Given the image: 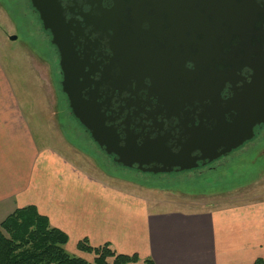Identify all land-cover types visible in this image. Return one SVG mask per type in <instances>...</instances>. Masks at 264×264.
<instances>
[{"label":"crops","instance_id":"0c3cea01","mask_svg":"<svg viewBox=\"0 0 264 264\" xmlns=\"http://www.w3.org/2000/svg\"><path fill=\"white\" fill-rule=\"evenodd\" d=\"M4 73L0 61V224L15 210L35 206L68 235L67 250L88 261L92 257L77 249L84 239L155 264L264 260V184L250 196L210 204L104 180L63 147L36 145Z\"/></svg>","mask_w":264,"mask_h":264},{"label":"flooded vegetation","instance_id":"af4514ba","mask_svg":"<svg viewBox=\"0 0 264 264\" xmlns=\"http://www.w3.org/2000/svg\"><path fill=\"white\" fill-rule=\"evenodd\" d=\"M24 1L30 9L31 16L40 24L39 32H36L42 37L41 44H38L40 49L43 48L42 53L49 57L54 55L57 57L61 76V92L67 102V110L74 120L68 98L62 90L64 74L61 68L60 53L52 44L51 32L43 28L38 12L32 7V1ZM51 1L60 6L65 23H73L75 31L71 33L73 38L77 40L74 43L77 57L82 60H85L86 56L90 57L89 66L91 69L87 68L85 71L89 73V87L84 92L87 94L85 99H89L91 96L102 106L107 120L106 126L116 129L122 146L125 145L127 138L131 136L137 140L140 146L144 143L160 140L162 143L165 142L166 147L170 148L174 154H179L182 151L187 153L192 148L191 138L193 133L197 134L199 133L197 130H208V128L212 131L213 127L217 126V117H214L216 114L210 110L230 107L231 105L228 102L235 96L234 89L242 90L245 85L253 81L258 59L263 60L264 57V46L262 48L257 47V43L264 41V16H262L261 20L255 23L252 38L254 52L251 61L244 64L241 70L236 73L237 77L234 84L227 83L225 85L216 104L210 90L204 84L210 81L211 84L215 85L218 81V73L222 72L224 74L225 71L232 68L226 66L225 62H221L217 58L212 61V64L209 63L206 67L201 68L199 59H201L204 50L200 44L201 40L195 39V36L206 32L203 29L193 28V21L190 18L194 16V7L186 5L183 8V15H179L182 11L178 13L177 9L170 10L169 4L171 2L175 3V0H135V10H139L138 26L133 28L131 14L120 23V26L126 28V25L131 23L130 27L122 33L124 35L126 33L132 34L131 36L136 41V49L146 56L158 57L157 60L164 59L166 61L164 65L171 68L173 83L165 89L174 108L171 105L165 107L161 102V95L154 87L157 79L164 74L162 69L157 66L161 63L151 62V59L142 55L144 63L141 64L149 68H153V66L155 68L154 71H148L137 77V68H133L136 71H131V68L125 69V67L130 66L129 63H126L124 67L120 65L119 58L127 55L125 53L118 55L117 50L114 49L115 33L112 30L107 32L103 30L96 31L95 27L89 26L85 19V16L90 13L97 16L96 11H110L115 6V0ZM255 1L258 4L257 6L263 10L264 0ZM5 2L11 4L12 1L5 0ZM200 25L201 27L204 26L205 22ZM80 32H83L84 36L78 38ZM220 43L226 53L230 52L231 47H237L238 44L237 40H233L230 44L225 39H221ZM168 51L171 53L168 54ZM169 58L170 60H168ZM40 59L44 60V57H40ZM199 71L203 73L200 75ZM106 73L110 77L105 75ZM84 80V78L80 79V81ZM232 109L230 112L234 114V108ZM219 121L221 123V120ZM75 122L79 128L82 127L86 131L78 120ZM226 122H231L230 115L226 116ZM254 132V138L238 150L255 144L256 140L264 142V123L256 126ZM92 144L114 166L155 180H169L173 175L199 177L207 171L216 170L217 164L225 158L222 157L210 163V151L195 150L192 156L198 159L197 168L188 171L175 169L170 174H153L139 171L137 166L131 169L125 168L117 163L118 156L106 154L93 140Z\"/></svg>","mask_w":264,"mask_h":264},{"label":"water","instance_id":"95a60500","mask_svg":"<svg viewBox=\"0 0 264 264\" xmlns=\"http://www.w3.org/2000/svg\"><path fill=\"white\" fill-rule=\"evenodd\" d=\"M31 1L32 7L40 16L43 28L51 32L52 44L60 53L61 68L64 74L62 90L68 98L69 107L74 118L86 129L91 139L100 149H103L108 155L118 156L117 163L123 167L131 169L137 166L139 171L153 174H170L175 169H179L178 171L192 170L198 167V159L192 156L195 150L210 151L209 161L210 163L214 162L251 141L255 136L254 128L264 123L263 57V60L258 59L253 81L245 85L242 90L234 89L235 96L228 102L231 106L210 110L216 114L214 117H217V126L213 127L212 131L208 128V130H197L199 132L197 134L193 133L191 138L192 148L187 153L182 151L179 154H174L170 148L166 147V143H162L160 140L144 143L140 146L137 140L131 136L127 138L125 145L122 146L116 129L106 126L107 120L102 106L91 96L89 99H85L87 94L84 92L89 87V73L85 71L90 68V57L86 56L85 60L77 57L74 46L77 40L73 38L71 33L75 31L73 23H65L63 11L56 2L51 0ZM175 1V3L171 2L169 4L170 10L177 9L178 13L182 11L179 15H183V8L186 5L194 7V16L190 18L193 21V28L203 29L206 32L195 36V39L201 40L200 44L204 50L201 59H199L201 68L206 67L209 63L212 64V61L216 58L232 68L225 71L224 74L219 72L218 81L215 85L211 84L210 81L204 84L210 90L217 104L225 85L227 83L234 84L237 77L236 73L252 59L254 52L252 38L255 23L264 16V9H260L255 0ZM135 4V0H115V6L110 11H96L97 16L90 13L85 16V19L89 26L95 27L96 31L103 30L107 32L112 30L115 33L114 49L117 50L118 55L120 53L127 55L119 58L120 65L124 67L126 63H129L130 66L125 67V69L131 68V71H136L133 68H137V77L148 71H154L155 68L154 66L149 68L142 65L141 63H144L143 56L151 59V62H160L161 64L157 66L162 69L164 74L157 79L154 87L161 95V102L165 107L171 105L174 108L165 89L173 83L171 68L164 65L166 62L164 59L157 60L158 57L152 58L138 51L132 34L126 33L124 35L122 33L130 27L131 23L126 25V28L121 27L120 23L130 14L131 21L134 24L133 28L138 26L139 10H135ZM202 22H205V25L201 27ZM83 36V32L78 34V38ZM221 39H225L230 44L233 40H237V47H231L230 52L226 53L220 43ZM11 40H17V37L12 36ZM263 46L264 41L257 43L258 48ZM170 53L168 51V54ZM202 73L199 71L200 75ZM105 75L110 77L108 73ZM81 78L85 80L80 81ZM232 108H234V114L230 112L233 110ZM226 113L230 115L231 122H226ZM219 120H221V123Z\"/></svg>","mask_w":264,"mask_h":264},{"label":"rangeland","instance_id":"374dc122","mask_svg":"<svg viewBox=\"0 0 264 264\" xmlns=\"http://www.w3.org/2000/svg\"><path fill=\"white\" fill-rule=\"evenodd\" d=\"M11 1L6 4L0 0V61L13 91L15 106L28 117L37 146H61L68 158L77 160L104 180L126 182V186L154 191L159 197L223 204L261 190L258 187L264 184V142L261 140L233 152L217 164L216 170L199 177L173 175L169 180H155L114 166L96 149L67 110L57 57L42 53L44 60L39 58L38 52H43L38 45L42 37L36 32L40 29L39 22L31 16L24 0ZM15 1L19 4L17 9ZM12 36L17 40L12 41Z\"/></svg>","mask_w":264,"mask_h":264},{"label":"trees","instance_id":"16d2710c","mask_svg":"<svg viewBox=\"0 0 264 264\" xmlns=\"http://www.w3.org/2000/svg\"><path fill=\"white\" fill-rule=\"evenodd\" d=\"M14 5L19 8L18 1ZM81 130L92 143L89 134ZM68 242V235L52 227L49 218L35 206L20 208L0 224V264H155L152 259L120 254L110 244L94 247L84 239L77 249L92 257L88 261L69 252ZM254 264H264V260L258 259Z\"/></svg>","mask_w":264,"mask_h":264}]
</instances>
